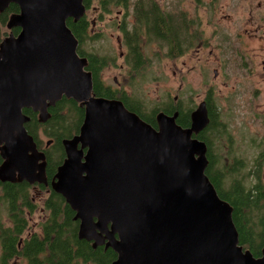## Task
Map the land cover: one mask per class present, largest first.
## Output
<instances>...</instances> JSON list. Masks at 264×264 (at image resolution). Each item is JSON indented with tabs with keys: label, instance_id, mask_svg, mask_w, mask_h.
I'll return each mask as SVG.
<instances>
[{
	"label": "water",
	"instance_id": "95a60500",
	"mask_svg": "<svg viewBox=\"0 0 264 264\" xmlns=\"http://www.w3.org/2000/svg\"><path fill=\"white\" fill-rule=\"evenodd\" d=\"M20 32L0 44V181L43 182L45 156L27 134L23 109L46 122L62 97L84 107L79 133L62 141L65 159L51 183L75 213L78 239L116 254L113 264H264L239 244L232 207L205 174V106L157 129L121 101L95 97L86 59L66 22L84 16L83 0H5ZM50 142L47 143L49 145Z\"/></svg>",
	"mask_w": 264,
	"mask_h": 264
},
{
	"label": "flooded vegetation",
	"instance_id": "af4514ba",
	"mask_svg": "<svg viewBox=\"0 0 264 264\" xmlns=\"http://www.w3.org/2000/svg\"><path fill=\"white\" fill-rule=\"evenodd\" d=\"M93 3L87 6L86 2L84 5V16L89 15V11L96 15L94 20L88 21L90 23L89 35H92L96 30L98 14L102 12L101 8ZM13 4L10 2L3 7L0 4V25L2 16L13 11L10 9ZM117 7L122 6L118 5ZM17 8L18 12L13 11L9 14L5 26L8 27V22L12 16L20 13L18 6ZM116 19L121 34L116 38L118 46L121 49L126 48L122 28L128 29L132 35L130 40L132 48L136 47L141 50L139 53L135 50L134 59H140L144 66L143 69H147L155 63H161L164 58L173 61L181 60L183 67L186 66L187 61L195 60L208 71L211 66L213 67L209 73L214 81L224 76L220 80L224 90L214 89L213 85H210L205 90L199 105L195 109L187 110V114H189L190 119L191 113L203 104L207 112L208 125L194 138L198 139L202 134L203 136L208 135L205 138L211 139L214 148L211 157L219 164L221 163L220 166L224 168L226 167L225 161L228 160L221 153L224 150L223 144H225L226 147H229L227 152H231L226 156L237 158V160H233L238 165L234 169L229 167L226 169L235 172L236 170L239 172L240 168L243 169V157L237 153V149L233 146V141H241L242 143V140L239 134L235 136L231 134L230 128L232 126L221 116L220 108L223 109L224 104L221 101L225 99L229 104V107L226 108L228 111L236 109L235 113L241 114L242 122H246V118H248L251 127L247 129V134L242 135L246 143L247 141L260 143L264 140L263 134L261 136L259 134L264 128V0H128L126 9H118ZM8 28L11 29L14 37L20 32L17 27ZM124 54L126 55V52ZM124 64L130 73L139 76L142 74L132 72L126 62ZM118 92L122 91L118 90ZM126 96L129 97L127 94ZM176 104L181 108L178 102ZM242 109L245 111L243 112ZM175 113L178 118L180 111H174L173 115ZM208 126H211L210 130H207ZM36 149L40 151L37 146ZM259 150L257 149V151ZM263 153L261 151L254 160L262 161ZM237 172L231 173V176H237ZM3 183H11L12 185L25 183L24 187L27 193L18 194L19 199L14 203L10 204L7 201L8 204H0L7 214V224L5 227L2 226V230L16 226L14 219L10 218L11 215H15V212H9V208H21L26 217V224L19 238L20 247L24 239L40 233L41 224L39 221L31 227L29 223L31 216L38 209L37 202H39L40 197H43V202L50 194L51 184H48L46 172H44L43 182L40 183L29 184L18 179ZM41 209L43 211L42 207ZM44 221H46V216H44L42 223ZM35 226L39 231L34 230ZM16 262L27 264L23 258L14 259L11 264Z\"/></svg>",
	"mask_w": 264,
	"mask_h": 264
},
{
	"label": "trees",
	"instance_id": "16d2710c",
	"mask_svg": "<svg viewBox=\"0 0 264 264\" xmlns=\"http://www.w3.org/2000/svg\"><path fill=\"white\" fill-rule=\"evenodd\" d=\"M86 2L87 6H90L92 2H98V6L103 13H110L111 8L118 5L126 9L128 0H83V5ZM10 9L18 12V8L14 4L10 6ZM13 11L2 16L0 34H2L1 28L5 27L8 16ZM66 24L78 42V56L86 59L85 70L91 74L92 93L95 97L121 101L126 109L138 115L154 129H157L156 115L159 112L173 115L176 110L180 111L176 124L182 128L190 126L187 109H183L182 106L180 108L178 104L174 105V107L164 108L161 111L155 107L143 112L141 111L139 100H129L124 92H118V90L104 85L101 80V72L108 66L109 59L84 49V45L88 44L90 40L88 34L90 23L86 16H83L77 22L68 19ZM122 29L123 41L126 46L125 62L132 72L141 74L144 66L140 59H134L135 50L138 53L141 50L136 47L132 48L130 42L132 38L131 32L128 29L125 30L126 28ZM47 111L48 118L44 123L40 121L39 114L33 112L32 109H23L22 113L29 118V121L25 124L27 134L33 139L37 148L44 153L45 172L48 184H51L50 181H53L52 179L58 167L65 159L62 141L70 139L79 133L84 118V107L72 99L62 97L53 106L49 107ZM210 128L211 126L207 130H210ZM37 129L43 130L44 134L51 139L49 140L52 142L50 147L46 149L39 147ZM205 136L208 135L203 136L202 134L198 137L207 147L208 166L205 174L220 199L226 201L232 207V220L238 233L239 244L245 250H249L253 257L258 258L261 256L264 246V187L261 184H257L252 190L245 189L240 184V180H242L241 173H238V179L234 178L231 180V173L235 171L232 170V172L227 173L226 167L220 166L221 163L219 164L218 161L211 157L214 148L212 147L211 139L205 138ZM1 163L2 159L0 157V165ZM260 163H257V168L260 167ZM241 171L242 168H240L239 172ZM229 174L230 176L227 179ZM24 185L25 183L23 185H12L11 183L6 184L0 181V204L7 203V201L10 204L14 203L19 199L17 197L18 194L21 192L27 193ZM42 208L46 215V221L41 223L40 233L24 239L20 247L19 238L24 230L26 217L21 208H9V212H15V215H11L10 218L14 219L16 226L8 230L0 228V264H11V261L17 258H23L27 264L114 263L116 254L111 249H105L103 246L94 248L92 243L78 239L79 222L74 220L75 213L60 195L50 189L47 199L42 202ZM15 264H20V262Z\"/></svg>",
	"mask_w": 264,
	"mask_h": 264
},
{
	"label": "rangeland",
	"instance_id": "374dc122",
	"mask_svg": "<svg viewBox=\"0 0 264 264\" xmlns=\"http://www.w3.org/2000/svg\"><path fill=\"white\" fill-rule=\"evenodd\" d=\"M93 4L98 6L97 2H94ZM118 9L124 8L112 7L110 13L99 12L96 30H94L92 35H89L90 40L88 41V44L84 45V49L89 52L105 56L109 59L108 66L101 72V80L104 85L125 92L129 96V100H139L141 111L143 112H147L155 107L161 111L164 108H169V105L174 106L177 102L183 109L192 110L202 101L203 94L210 85H213L214 89H222L220 80L224 76H221L214 81V78L211 77V74L209 73L213 67L211 66L208 71L201 63L195 60L191 62L187 61L186 66L183 67L181 60L173 61L164 58L161 63H155L151 67L147 69L145 68L140 76L130 73V70H128V67L124 64V52L126 48L124 47L121 49L116 40V38L121 35L117 27L116 19ZM86 18L91 22V20L96 18V15L89 11V15H87ZM8 27L6 25L4 29L1 28V42L6 38H15L11 33V29ZM123 54L124 58L122 59ZM120 66H123V68H120ZM204 72L205 74H203ZM222 81L226 82L225 80ZM244 97L247 98V96ZM259 100L262 101L261 98H259ZM221 102L225 107H223V109L220 108L221 116L232 126L230 128L231 134L234 136L239 134L240 139L242 140V143L241 141H233V146L237 149V153L239 155L241 154L240 156L243 157L242 160L244 161V164L242 163V167L244 168L241 172H237L242 174L240 184L244 186L245 189L249 190L254 189L253 187L257 184H261L263 185L262 187H264V157L262 161L254 160L261 151L262 153L264 152V140L260 143H253L250 141H247L246 143V141L243 140L242 135L247 134V129L251 127L248 118H246V122H242L241 114L235 113L237 111L236 109L228 111L226 108L229 107V104L225 99ZM242 111L244 112L245 109H242ZM37 133L39 147L41 149L50 147L52 142L49 141L51 139L44 134L45 132L41 129H37ZM259 134L260 136L263 134L262 137H264V128H262V133L259 132ZM48 142H50L49 145H47ZM223 146L224 150L221 153L224 158L228 159L225 161V166L233 169L238 167L233 160H237V158H228L226 154L231 153L227 152L229 147H226L225 144H223ZM257 149L260 150L257 151ZM258 161L261 163L260 167L256 169V163ZM226 172L230 173L232 171L227 170ZM229 176L230 175L227 176V179ZM238 177L239 175L237 174V176L230 179H238ZM42 200L43 197H40L39 202H37L38 209L31 216V222L29 223L30 227L33 224L36 225L38 221L41 224L44 216H46L41 209ZM6 224L7 214L4 207L0 205V228H2V226L5 227ZM34 230L39 231L37 226L34 227Z\"/></svg>",
	"mask_w": 264,
	"mask_h": 264
},
{
	"label": "bare ground",
	"instance_id": "6f19581e",
	"mask_svg": "<svg viewBox=\"0 0 264 264\" xmlns=\"http://www.w3.org/2000/svg\"><path fill=\"white\" fill-rule=\"evenodd\" d=\"M5 2V0H0V4H3ZM10 3V2H9ZM1 8V7H0Z\"/></svg>",
	"mask_w": 264,
	"mask_h": 264
}]
</instances>
